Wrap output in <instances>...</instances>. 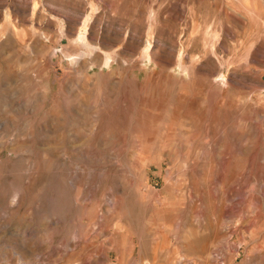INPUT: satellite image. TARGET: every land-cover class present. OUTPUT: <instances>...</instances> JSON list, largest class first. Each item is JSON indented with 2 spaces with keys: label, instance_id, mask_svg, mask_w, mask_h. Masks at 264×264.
<instances>
[{
  "label": "rangeland",
  "instance_id": "obj_1",
  "mask_svg": "<svg viewBox=\"0 0 264 264\" xmlns=\"http://www.w3.org/2000/svg\"><path fill=\"white\" fill-rule=\"evenodd\" d=\"M0 264H264V0H0Z\"/></svg>",
  "mask_w": 264,
  "mask_h": 264
},
{
  "label": "bare ground",
  "instance_id": "obj_2",
  "mask_svg": "<svg viewBox=\"0 0 264 264\" xmlns=\"http://www.w3.org/2000/svg\"><path fill=\"white\" fill-rule=\"evenodd\" d=\"M95 13H96V12H95ZM91 19H92V18H91ZM89 21H90V20H89ZM91 21H92V20H91ZM86 22H88V20L84 22L85 32H83V33H82V32L79 33V36H78V40H77V41H79V40H81V42H82V41H83V42L86 41V34L89 32V31L87 32V29H86V27H87ZM82 24H83V23H82ZM82 27H83V26H82ZM80 30H81V29H80ZM80 30H79V31H80ZM87 42H89V41H87ZM85 43H86V42H85ZM78 45H79V44H78ZM149 47H150V46H149ZM90 48H91V47H90ZM91 50H92V49H91ZM96 50H97V49H95L94 51L96 52ZM145 50H146V49H145ZM97 51H99V50H97ZM88 52H89V50H88ZM144 53H145V55H144L145 58H147V57L149 58V56H150V55H149V50L147 49V51H144ZM93 54H94V53H93ZM78 57H79V56H78ZM88 62H89V61H88Z\"/></svg>",
  "mask_w": 264,
  "mask_h": 264
}]
</instances>
